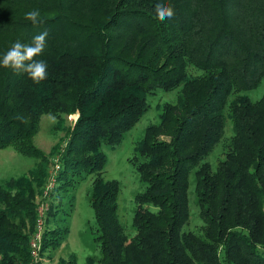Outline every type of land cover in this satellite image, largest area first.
<instances>
[{
    "label": "trees",
    "instance_id": "trees-1",
    "mask_svg": "<svg viewBox=\"0 0 264 264\" xmlns=\"http://www.w3.org/2000/svg\"><path fill=\"white\" fill-rule=\"evenodd\" d=\"M157 4L174 17L155 18ZM33 9L43 21L35 27L25 19ZM45 30L37 57L47 63L45 81L0 67V150L37 161L29 177L0 183V264H35L38 195L47 210L36 261L52 258L85 175L94 176L89 204L100 249L86 264H264V94L244 95L264 79V0H0V57ZM179 87L182 97L164 104L136 143L133 166L146 187L126 238L120 186L101 176L103 149L122 142L149 97ZM72 114L76 122L48 155L33 146L41 116ZM220 147L213 169L205 160ZM191 175L197 231L186 228Z\"/></svg>",
    "mask_w": 264,
    "mask_h": 264
},
{
    "label": "rangeland",
    "instance_id": "rangeland-1",
    "mask_svg": "<svg viewBox=\"0 0 264 264\" xmlns=\"http://www.w3.org/2000/svg\"><path fill=\"white\" fill-rule=\"evenodd\" d=\"M263 94L264 79L255 89L244 93L251 101L259 100ZM180 97H182L181 87L169 92L158 90L155 95L147 99V111L139 122L126 133L122 142L114 149L107 147L103 149L107 156V164L101 176L105 181H117L120 186L117 198V214L126 238L135 234L132 227V217L135 210L134 198L146 187V184L140 181L133 166L137 157L135 153L136 143L143 138L145 129L148 126L159 123L162 106L167 103L175 104ZM77 118V114L60 118L50 115L41 116L39 130L32 140L33 146L48 155L55 145L62 142L66 130L74 125ZM224 134L226 138L232 135V126L229 122L226 124ZM221 151V147L217 148V151L205 160L211 164L213 169L217 166V161L223 158L219 156ZM36 164V160L24 157L12 149L0 150V183L22 176L29 177ZM49 172H52V169ZM93 177V175H85L84 179L76 186L74 206L67 218L69 231L65 241L53 253L50 260L41 263L36 262V264H58V259H67L71 254L76 255L78 264H86L87 257H92L94 261L99 259V244L94 240L95 236L92 232L94 230V214L89 204V193ZM193 179L191 175L188 189L191 217L186 228L197 231L201 222L196 218L197 205L193 191ZM34 202L37 205L38 212L42 206L41 196L38 195Z\"/></svg>",
    "mask_w": 264,
    "mask_h": 264
},
{
    "label": "clouds",
    "instance_id": "clouds-1",
    "mask_svg": "<svg viewBox=\"0 0 264 264\" xmlns=\"http://www.w3.org/2000/svg\"><path fill=\"white\" fill-rule=\"evenodd\" d=\"M155 18L164 21L174 17L175 12L171 6L157 4L155 6ZM25 19L31 21L33 26H39L43 21L40 19V11L33 9L25 14ZM49 33L44 32L36 35L31 44H24L17 40L11 44L10 48L0 57V67L11 70L16 74H26L36 85L47 79V63L42 59H37L44 53L46 38ZM23 121V117H20Z\"/></svg>",
    "mask_w": 264,
    "mask_h": 264
},
{
    "label": "built area",
    "instance_id": "built-area-1",
    "mask_svg": "<svg viewBox=\"0 0 264 264\" xmlns=\"http://www.w3.org/2000/svg\"><path fill=\"white\" fill-rule=\"evenodd\" d=\"M59 166L57 161H55L54 163V169L52 170V175H54L56 173V171L58 170ZM53 179V178H51ZM52 187V180L51 182L48 184L47 189ZM46 194V192H45ZM47 208L45 204H42L41 208L38 211V219H37V234L34 236V238L31 240L30 245H31V256L33 257L34 263L36 264V260H37V252L39 249V237H40V232H41V228L43 226V217H44V213L46 212Z\"/></svg>",
    "mask_w": 264,
    "mask_h": 264
}]
</instances>
